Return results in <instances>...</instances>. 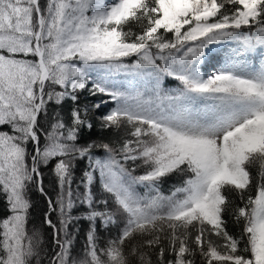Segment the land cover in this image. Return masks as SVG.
Returning a JSON list of instances; mask_svg holds the SVG:
<instances>
[{
	"label": "trees",
	"instance_id": "obj_1",
	"mask_svg": "<svg viewBox=\"0 0 264 264\" xmlns=\"http://www.w3.org/2000/svg\"><path fill=\"white\" fill-rule=\"evenodd\" d=\"M117 1L0 0V264H264V116L157 125L254 98L264 0Z\"/></svg>",
	"mask_w": 264,
	"mask_h": 264
},
{
	"label": "rangeland",
	"instance_id": "obj_2",
	"mask_svg": "<svg viewBox=\"0 0 264 264\" xmlns=\"http://www.w3.org/2000/svg\"><path fill=\"white\" fill-rule=\"evenodd\" d=\"M78 9L86 6L90 0H74ZM131 0H118V5L124 6L127 2ZM181 1V0H177ZM189 1V0H188ZM195 1V0H193ZM113 6L110 7L112 9ZM247 82L251 84L253 91L255 92L254 98H249L246 100L241 99H221L217 103V108L214 118L210 121H205L197 123L193 117H187V122L184 121L183 117L168 116L164 117L163 120L159 119L157 125H169L178 130L183 131L185 134L191 136H200L202 138H209L213 142L218 143L222 134L234 128L237 125H240L242 121L254 114H264V76L250 75ZM255 88V89H254ZM260 93V96L257 95L256 91ZM103 121L107 124H112L113 119L111 116H105ZM154 124V123H153ZM156 125V124H155ZM164 130V129H163ZM166 130V129H165ZM163 133L162 131H160ZM166 132V131H165ZM167 136H170L169 132H166ZM169 134V135H168ZM135 143L137 141H134ZM130 151L129 147H124L123 152ZM93 176L90 174L88 176V183H91ZM89 196V193H87ZM89 199V198H88ZM210 256L212 258H222L218 256L215 252L210 251ZM230 258V257H228ZM226 259V258H225Z\"/></svg>",
	"mask_w": 264,
	"mask_h": 264
}]
</instances>
